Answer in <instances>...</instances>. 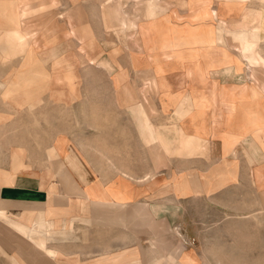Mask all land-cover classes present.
I'll return each mask as SVG.
<instances>
[{
	"label": "crops",
	"instance_id": "crops-1",
	"mask_svg": "<svg viewBox=\"0 0 264 264\" xmlns=\"http://www.w3.org/2000/svg\"><path fill=\"white\" fill-rule=\"evenodd\" d=\"M243 1L253 0H189L188 16L149 7L136 29L151 61L129 51L123 66L125 51L104 56L105 15L89 0H0V58L16 61L15 74L0 72V249L12 264H40L39 251L44 264H264V248L237 245L264 242L262 32L232 25ZM258 17L264 25V9ZM152 61L155 107L134 84ZM9 129L26 133L9 139ZM31 146L44 157L27 158ZM45 153L53 168L39 167Z\"/></svg>",
	"mask_w": 264,
	"mask_h": 264
},
{
	"label": "rangeland",
	"instance_id": "rangeland-1",
	"mask_svg": "<svg viewBox=\"0 0 264 264\" xmlns=\"http://www.w3.org/2000/svg\"><path fill=\"white\" fill-rule=\"evenodd\" d=\"M135 1V2H134ZM189 0H177V2L175 0H89V4L92 5L94 8H97L101 11H103V15H105L104 17V21L103 23H105V27H104V33L102 34V40L101 44L104 48V56L107 58L109 57V55H114L117 56L119 53H121L122 51H125L126 53L124 55L121 56V59L119 60L121 62V64L124 65H128V52L131 51L137 58H140V60H145V61H151L149 60L148 56H147V52L145 50V45H144V41H142V39L140 38L139 34H138V30L136 29L137 27V23L141 22V23H145L146 24V15L149 11V7L152 8L153 13L157 16H159V14H170L172 13V11L176 8L175 6L182 8V9H187L188 10V14L192 13L189 10V7H187L186 5H183L185 2H187ZM247 1V0H246ZM255 1L257 3H255ZM180 2H182V4H180ZM198 4L201 6L202 3L201 2H197L193 5L192 10L195 9V13H199L200 11V7L198 8ZM44 8L43 4H41V9ZM251 9V13L252 15L251 18L248 20L249 26L247 25L246 21L242 20L244 17L245 12ZM262 9H264V2H262L261 0H253V1H247V2H242L241 6L239 7V13L238 17L233 18L232 20L234 21H238L237 23H232V25H236V26H240L241 28L238 31L247 29V33H254V34H259L262 32V36L259 39L255 40V51L257 53H260L261 55L264 56V25H260V22H258V14L259 12H262ZM133 10L137 12V15L135 14V16H128L125 17L128 12H133ZM214 12V17H215V21L212 23H214V26L216 24H222L225 28L226 23L223 19L218 18V14L215 10H212ZM173 14V13H172ZM240 14V15H239ZM187 16H181V22L185 21V18H187ZM173 17H175V15H173ZM207 22H211V20L207 21ZM171 23H174V19L171 20ZM246 23V24H245ZM121 27H126V29H123ZM128 27H130L128 29ZM236 31V32H238ZM90 36V35H88ZM126 42V44H125ZM228 42H230V44H228ZM118 43V46H125V49H118L117 47H114L115 44ZM148 45H152L151 42H147ZM227 45L230 48L229 51L232 53H235L238 51V49L235 47L236 45L234 44V42H232V40L227 39ZM114 47V48H113ZM112 48V49H110ZM30 51V50H29ZM25 54V53H24ZM6 56H4L5 58ZM14 56H12L11 58H13ZM11 58L2 60V58H0V72L8 75V77L12 74H15L16 72V61H10ZM245 62V61H244ZM33 64H39V67H42V63L37 61V62H32V61H25L24 62V69L31 67ZM112 63H116L115 61H113ZM153 63V61H152ZM246 63V62H245ZM99 65L101 66L100 70L101 72H103L104 74H111L113 67L111 66V64L109 63V61H104L103 64L99 63ZM122 65H116L117 69H119L120 71L121 68H123ZM171 69H175V67H178V65L175 64V62H172V64H169ZM169 65H164L162 64L163 67V72H161V74L163 75L165 72H167V69L169 68ZM154 66V71L149 70V71H143V72H136V75H138V82L136 81V83H134L136 85V89H137V95L140 99H142L141 101L146 102L151 100V97L157 95L160 87L158 84V79H159V75L156 74L155 71V63H153ZM43 68V67H42ZM45 70V69H44ZM242 75L245 76V81L247 82V85H249L250 87H255L254 82L252 81V79L250 78L249 75V70L247 67L243 66L242 69ZM87 73L88 75V79L89 81H87L85 83V86L89 89H92L94 84L91 83L90 79L93 78V75L95 74V72L92 71H86L85 74ZM62 74V73H61ZM14 79V78H13ZM224 83V82H223ZM226 84V83H224ZM186 85H188L190 87V83H185V88H184V95L187 94L188 90L190 91L189 88L186 89ZM200 88H202V85H199ZM102 88H108V83L106 81H104L102 83ZM203 90V89H202ZM196 91V89H195ZM197 94H199L200 92H197ZM255 96L259 99V98H264V89L262 90H258L257 94H255ZM139 99V100H140ZM146 99V101H145ZM185 100H183L180 104H183L185 107L191 106L189 101H190V95H186L184 97ZM195 99V98H194ZM152 101V100H151ZM151 105L155 107V104L153 103V101L151 102ZM198 105L199 109H203L205 106H200L199 104H195ZM8 111L11 112L8 116V120L9 121H13L15 122V111L11 108H8ZM202 116V115H201ZM42 121V118H41ZM44 121V120H43ZM7 136L9 139H15L17 136L20 137L22 135V133H24L23 135L25 136V132H21L19 130H15V129H9L7 131ZM42 132V130H41ZM261 135V134H260ZM260 135H257V137H260ZM263 137V136H262ZM16 146V145H14ZM264 146V145H263ZM32 149H36L35 146H31L28 147V149H26L27 151H29L28 153L26 152L27 155H25L27 158H31L33 155L36 156V154H40V158H43L44 156L41 155L42 154V150L44 149V147L40 146V151H38V153H32ZM10 156V155H9ZM8 156V158H9ZM46 153H45V160L43 159V161H40L38 163L39 167H41L42 169L44 168H53L52 167V163H49V161H46ZM9 161L7 162V167ZM56 163V162H55ZM240 216H245V215H240ZM250 216V215H247ZM258 217H260V212H258ZM262 217L264 218V213L262 214ZM7 226L3 225L0 226V231L1 233H6L7 231ZM3 231V232H2ZM263 232H264V226H263ZM233 238L236 235H240V234H246L249 233L247 229H244L242 231H233ZM0 237H4V235H0ZM237 245L240 246V248L242 250H251V249H259V248H264V242H260V241H250V240H241L239 242H237ZM36 255L38 256L39 262L40 264H44L46 263L45 260V253L43 252H36ZM0 264H12V260L10 258H7L4 253L1 251L0 249Z\"/></svg>",
	"mask_w": 264,
	"mask_h": 264
},
{
	"label": "bare ground",
	"instance_id": "bare-ground-1",
	"mask_svg": "<svg viewBox=\"0 0 264 264\" xmlns=\"http://www.w3.org/2000/svg\"><path fill=\"white\" fill-rule=\"evenodd\" d=\"M180 51V49L177 47V48H174V49H171V54L170 55H167V57H169V56H171V55H174V54H176L177 52H179ZM186 50V49H185ZM184 50V51H185ZM181 52V51H180ZM180 52H179V54H180ZM197 56V55H196ZM199 56V55H198ZM251 117H252V115H250ZM252 121H254V119L252 118Z\"/></svg>",
	"mask_w": 264,
	"mask_h": 264
}]
</instances>
